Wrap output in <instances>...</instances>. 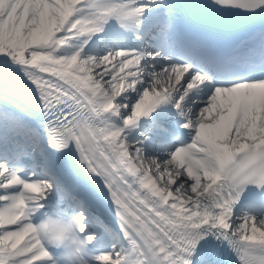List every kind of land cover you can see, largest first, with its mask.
Listing matches in <instances>:
<instances>
[{"label":"snow or ice","instance_id":"snow-or-ice-1","mask_svg":"<svg viewBox=\"0 0 264 264\" xmlns=\"http://www.w3.org/2000/svg\"><path fill=\"white\" fill-rule=\"evenodd\" d=\"M0 264H264V0H0Z\"/></svg>","mask_w":264,"mask_h":264}]
</instances>
